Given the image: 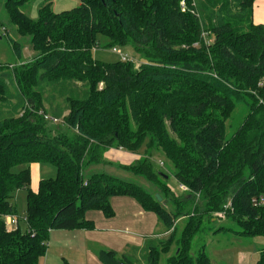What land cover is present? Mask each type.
<instances>
[{
    "label": "trees",
    "instance_id": "1",
    "mask_svg": "<svg viewBox=\"0 0 264 264\" xmlns=\"http://www.w3.org/2000/svg\"><path fill=\"white\" fill-rule=\"evenodd\" d=\"M34 1H5L9 21L30 37L35 54L10 63L11 71L0 63V264H41L52 230L94 229L87 212L114 216V196L133 197L173 228L148 264H159L175 242L167 264H214L205 244L192 252L214 218L235 224L211 227L215 234L264 236V205L252 201L264 194V24L254 22L256 0H80L59 12L47 1L35 18L24 10ZM100 34L106 48L131 46L145 62L96 58ZM22 44H12L19 57ZM51 82L63 83L66 100L55 129L43 87ZM56 92L52 98L62 97ZM238 108L244 117L228 136ZM113 148L141 156L113 162L105 156ZM157 151L187 187L181 195L169 186L170 173L155 168ZM35 162L54 165L57 174L32 188L31 168H13ZM93 164L119 165L156 191L107 172L85 177ZM18 188L28 191L25 230L12 202ZM9 215L19 218L15 230ZM99 258L128 264L112 249ZM256 264H264V247Z\"/></svg>",
    "mask_w": 264,
    "mask_h": 264
},
{
    "label": "rangeland",
    "instance_id": "2",
    "mask_svg": "<svg viewBox=\"0 0 264 264\" xmlns=\"http://www.w3.org/2000/svg\"><path fill=\"white\" fill-rule=\"evenodd\" d=\"M5 1L6 0H0V32L2 33V36H0V63H2L3 65H6L5 70H9V69H11L12 66H15V65H12V66L9 65L10 63L20 64L23 62L22 59H24V60L31 59L33 57V55L35 54V52L33 51L29 42H25V41L30 40V37L20 35L16 29V26H14L9 21V17H8L6 7H5ZM47 1H53L54 5L52 7L54 10L57 9L56 6L58 3V0H47ZM47 1L43 2L42 0H39V1L35 0L33 3L28 4L24 8V10L29 15H31L28 8L33 7L37 4H40V6H42ZM72 1H74L78 4L80 3V0H72ZM98 37H99V46L95 47L93 50V54L96 58L101 59V60H105V61H116V60L122 59V55L120 53L113 51V48H106L105 47V44L107 43V39L103 35L100 34ZM14 41H18L20 43H23L22 45H25V46H23V57H19L18 54L15 53V51L12 47V44ZM116 47L119 48L123 53L130 55L132 60H133L132 62L135 64L136 67H139L142 63L145 62V60H143L139 56V54L135 51V49L133 47H131V46H127V47L116 46ZM9 71H11V70H9ZM11 84H13V83L11 82ZM62 85H63V83H61V82H51L50 84L49 83L43 84V87H44L46 93H48V95L45 96V106H46V109L48 111L47 113L53 117H57V118L61 119V121L59 123H54V122H52V120L47 119L49 121V125L53 126L52 128H54V129L56 127L58 128V126L62 125L63 122H62V117H60V114H62L66 109L65 95L63 94L64 91L61 90ZM75 85H80V83L73 84L72 86H75ZM12 89L14 90V86H12ZM53 91H57L56 93L60 94V96H62V97L52 98L51 95L53 94L52 93ZM244 114L245 113H244V110L242 108L236 109L231 120L228 121V129H227L228 136H230L233 133V131L237 128V126L240 124V121L244 117ZM68 132L72 133L73 129L69 128ZM119 150L120 149H115V151H119ZM126 152H129V151H126ZM119 153L120 152L117 153V155H116L117 157H119ZM121 154L123 155V153H121ZM133 155L135 158L128 160V161H125V163L135 162L141 156L140 154H133ZM153 158H154L153 161H154V165H155L156 169L164 170L166 172L171 171V168L173 167V165L166 158L163 151L155 152ZM118 159H120V157ZM123 160L124 159L122 157L121 162H123ZM116 162H119V161L116 160ZM106 165L105 164L90 165L85 170L84 176L87 177L94 172H107V173L119 176L123 179H127L128 181H132V182H135L137 184H140V185L144 186L145 188H147L148 190L153 189L156 191V189L153 187V185L151 183H149L143 177L137 176V175L132 174L128 171L120 169L119 165H114V164L109 165L112 167H109L108 165L107 166ZM26 168H31L30 170H31V175H32V181H31V187L32 188H34L33 187L34 185L36 186V188L38 187V184H39V181L41 178H50V177L54 178L57 174V169L54 165L47 164V163L41 164L38 162L31 163L30 166L26 163L19 164L13 168V171L20 172ZM171 172H169L170 174H169V178H168V184L171 187V189L177 195H181L183 193L182 186ZM27 193H28V191L26 188H18V189L14 190L13 197H12V202L16 205L18 215L21 217V220L23 223H25V220H23V218L26 215L27 207H28ZM164 203L169 208H171L169 199H166L164 201ZM220 213H222L221 216L224 215V212H220ZM218 215H219V212H218ZM185 219L186 218H183V217L177 219L176 227H178V231H181L183 229L185 222H186ZM161 225H162V229L160 227V229L155 230L154 233H152V234H147V233L141 232V235H140L138 233L140 235V237H138V238H140V240L146 244L142 246L141 243H139L136 245L137 247H135V245L132 244L131 246L124 248V251H123L124 254H121V256H120L121 258H123L122 260L124 262L128 261L127 262L128 264H148V253L153 250V247H158V243L161 240L166 239L170 235L171 231L173 230V228L168 229L162 222H161ZM209 225H210V228L211 227L218 228L222 225H224V226H235V224L232 223L231 221H229L228 219H222V218L216 219V220L214 218L213 222L209 223ZM210 228L207 225L206 228L204 229V231H202V233L200 232L195 237L194 242H193L192 252H193V254H196L199 251V249L202 247V245L205 244L206 245V251L211 256L212 262L214 264H228L227 260H224L222 262L220 260H218L214 256V254L216 252L225 253L229 250L235 251L239 247H248L251 244V242L254 241L253 238L242 237V236L240 237V236L234 234L233 232H230V233L219 232V233L215 234L213 232H210ZM22 229L25 230V224L22 225ZM129 229H126L125 233H129V234L135 236V234L131 231V229L130 230ZM59 230H64V229H59ZM98 230H100L101 232L105 231V230H102L100 228ZM160 230H162L161 232H163V231L164 232L167 231V232L165 235L160 236V233H161ZM66 231L71 233V237L76 236V234L80 233V232H78V230H66ZM85 245L88 246L89 248H91V250L94 253L97 252L98 258H99V253L102 249H105V250L110 249L109 247H106L104 245H100L99 243H96V242H91V243L88 242L87 244L85 243ZM176 250H177V244L175 242V243H173V245H172V247L168 253H162L161 254L159 264H167V258L169 256L173 255L176 252ZM61 252H62V250H61ZM72 253H74V254H72ZM64 254H65V257H67L69 259V261L73 262L74 264H83L84 261L86 262V254L84 253L85 256L82 255L81 259H80L79 258V251H77L76 249L73 251L71 249H69ZM59 256H62V255H59ZM56 259H58V258H56ZM65 261H66V259H64L63 257H59V263L58 264H65Z\"/></svg>",
    "mask_w": 264,
    "mask_h": 264
},
{
    "label": "crops",
    "instance_id": "3",
    "mask_svg": "<svg viewBox=\"0 0 264 264\" xmlns=\"http://www.w3.org/2000/svg\"><path fill=\"white\" fill-rule=\"evenodd\" d=\"M42 1L44 2L47 0ZM53 5L54 2L52 1V6ZM76 5H78V3L72 0H58L56 6L57 9H55V11L59 12L70 9ZM39 7L40 4H37L31 8L30 13L32 17H37ZM254 22L256 24H264V0H256L255 2ZM118 152H120V159H118L119 157L116 156ZM121 153H123V155ZM133 154L135 153L126 152L122 149L115 151L114 148L105 153L109 160L113 162L118 160L119 162L117 163L124 162V164H129L125 163V161L135 158ZM122 157L124 159L123 162H121ZM33 187L36 188L35 185ZM111 203L115 211V214L112 217H106V215L99 210H90L87 212V218L93 220L95 223V227L92 230H52L50 234L49 248L46 255L41 258V264H58L59 257H63L70 264H74L73 262H70L67 257H65L64 253L69 249L72 251L75 249L79 251L80 259L84 253L86 254V262L84 261L83 264H104L100 258H98L97 252L94 253L91 248L85 245V243H99L100 245H104L112 250L117 251L119 256H121V254H124V248L131 246L132 244L135 245V247H137L136 245L139 243H141L142 246L146 244L141 241L140 238H138L140 237L141 232L152 234L155 230L160 229V227L162 229L161 221L159 220L158 216L154 212L144 210L133 197L114 196L111 198ZM23 224L25 223L21 221V227ZM128 227L136 237L129 233H125L126 229H129ZM99 228L105 231L101 232L98 230ZM66 230H78L80 233L71 237V233ZM161 231L162 230H160V232ZM166 232L167 231L161 232L160 236L165 235ZM253 239L254 241H252L248 247H239L235 251L229 250L225 253L216 252L217 254L215 253L214 256L221 262L227 260L228 264H256L260 258L261 249L264 247V236H256Z\"/></svg>",
    "mask_w": 264,
    "mask_h": 264
},
{
    "label": "built area",
    "instance_id": "4",
    "mask_svg": "<svg viewBox=\"0 0 264 264\" xmlns=\"http://www.w3.org/2000/svg\"><path fill=\"white\" fill-rule=\"evenodd\" d=\"M113 51L120 53L122 55V60L133 61L130 55L123 53L119 48L113 47ZM46 118L52 120V122H54V123H59L61 121V119H59L57 117H53V116L48 115V114L46 115ZM181 186H182L183 190H185L187 188L184 185H181ZM252 201L255 205H264V194L254 197L252 199ZM221 214L222 213H219L220 216H221ZM6 223H7V227L9 230H15L18 228V225H19V218L15 215H9L7 217Z\"/></svg>",
    "mask_w": 264,
    "mask_h": 264
},
{
    "label": "water",
    "instance_id": "5",
    "mask_svg": "<svg viewBox=\"0 0 264 264\" xmlns=\"http://www.w3.org/2000/svg\"><path fill=\"white\" fill-rule=\"evenodd\" d=\"M157 196H158L159 200H161V196L159 194H157ZM122 264H124V263H122Z\"/></svg>",
    "mask_w": 264,
    "mask_h": 264
},
{
    "label": "clouds",
    "instance_id": "6",
    "mask_svg": "<svg viewBox=\"0 0 264 264\" xmlns=\"http://www.w3.org/2000/svg\"><path fill=\"white\" fill-rule=\"evenodd\" d=\"M23 220H24V218H23Z\"/></svg>",
    "mask_w": 264,
    "mask_h": 264
}]
</instances>
